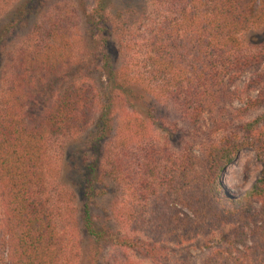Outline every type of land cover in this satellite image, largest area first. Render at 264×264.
I'll return each instance as SVG.
<instances>
[{"label": "trees", "instance_id": "trees-1", "mask_svg": "<svg viewBox=\"0 0 264 264\" xmlns=\"http://www.w3.org/2000/svg\"><path fill=\"white\" fill-rule=\"evenodd\" d=\"M116 1L77 0L74 8V0H58L49 8L50 0H27L0 34V70L4 58L8 63L0 72L3 264H72L76 197L62 200L51 191L48 163L60 140L76 141L92 124L76 170L83 235L77 240L88 251L82 264H133L126 252L157 262L165 240L182 244L228 224L236 226L232 235L204 264H264V0ZM37 3L46 23L35 24L12 56L9 37ZM75 16L88 58L98 57L99 84L64 96L45 81L69 59ZM148 97L172 106L174 127H186L183 153L169 155L148 137L147 128L159 126ZM236 101L243 106L233 107ZM115 104L142 116L134 139L124 135L117 152L110 148ZM252 112L257 116L246 119ZM246 148L262 162L261 175L244 194L227 196L221 177ZM128 151L143 156L132 162ZM134 163L136 210L124 218L127 231H116L100 202L107 182L121 183L123 169ZM108 249L122 258L103 263Z\"/></svg>", "mask_w": 264, "mask_h": 264}, {"label": "rangeland", "instance_id": "rangeland-1", "mask_svg": "<svg viewBox=\"0 0 264 264\" xmlns=\"http://www.w3.org/2000/svg\"><path fill=\"white\" fill-rule=\"evenodd\" d=\"M27 0H0V34L4 31V25L10 20L12 12ZM73 1V0H71ZM76 4L72 5L74 8H77V0H74ZM93 0H87V4L92 5ZM122 3V0H117L114 4ZM141 4V2H139ZM58 4V0H50L48 7H54ZM146 3L142 1V6ZM40 4H32L31 14L25 21L20 22L19 26L16 27L12 36L9 38L13 39L11 49L14 48L12 56L16 50L23 47L27 42V36L31 28L36 24L38 26L46 23L44 14L45 9L42 8V11L39 9ZM47 10V8H46ZM49 10V9H48ZM47 10V11H48ZM80 20L75 16L73 21L72 33H71V48L68 54V60L64 61L61 66H59V73L56 76L47 78L45 84L48 88H53L62 92L61 94L65 96L67 92L73 94L77 91V88L82 87L83 85H88L95 87L98 85L99 78V60L96 56L89 59L90 45L87 39L82 40V35L77 34V26H80ZM81 28V26H80ZM264 30V28H263ZM262 30L254 33L253 36H261ZM250 38V37H249ZM9 48V49H10ZM88 48V49H87ZM3 59V58H2ZM92 60V61H90ZM83 62L84 66L81 65ZM5 58L1 61L2 69L0 72H5L4 67L7 68ZM244 82L239 84V88H243ZM149 96V95H147ZM150 101V104H153L156 109V118L155 120L159 122V126H149L147 135L157 138L162 145L169 150V155H177L183 153V147L189 139L187 135V129L182 124L178 125V128L174 127V120L176 121V115L173 114V111L170 106H164L163 104L157 103L155 100L150 97L147 99ZM243 106L240 102H234L233 107L238 108ZM149 107V106H148ZM152 107V106H151ZM149 107V108H151ZM113 111L114 118V132L112 134V145L110 143V148L115 152L120 151L119 143L123 139V136L126 135L131 140L134 139L133 129L142 118V116L131 115L130 109L122 106L121 104H115ZM153 108V107H152ZM257 112H252L249 117L246 119L252 120L257 116ZM138 115V114H137ZM137 120V121H136ZM127 121H130V126L127 125ZM94 123V120L92 121ZM147 124H150V121H146ZM94 124L90 126L89 130L84 133L82 136H78L77 140H60L50 152V160L48 163L49 170V182L51 191L61 198L62 200L69 199L67 196L68 193H73L75 195V212L76 216L71 221L70 227V242H71V261L72 264H82L84 263V258L87 257L88 251H86L87 244L85 241H78L77 238L83 237L80 230L77 228L79 224L77 223V209L81 206L80 195L81 190L77 187V165H78V154H84V144L82 141L86 139V136L89 132H92ZM178 129V130H177ZM191 142V141H189ZM197 150V149H196ZM128 151L129 161L131 160V154L133 156L132 162H136V159H140L143 156V152L138 153L137 157L134 152ZM196 153L199 154L197 150ZM126 160V158H125ZM134 164H129L128 167L123 169L126 176L119 177L121 183L108 181L107 184L109 189L106 194H103L101 199L100 212L109 210L110 213L115 217L116 224L114 221V226L116 231H127L124 230L125 221L124 218L127 213L135 212L136 204L135 202V192L134 183L136 182V176L138 170L137 166ZM263 169L262 162L257 158L255 152L251 148H246L241 151L234 162L225 170L224 175L221 177V184L223 187V192L225 195L231 197L239 196L244 194L246 191L251 189L256 181L259 179ZM55 196V197H56ZM68 197V198H67ZM78 197V198H77ZM107 203V206H106ZM135 206V207H134ZM106 208V210H105ZM184 214L189 213L185 210ZM79 215V214H78ZM5 207L1 200L0 192V264L3 262L6 263L7 259V250L5 247L6 236L4 232V219H5ZM236 226L223 225L211 233L203 231L200 235H194L189 241H185L182 244L173 243L165 240L162 242L160 255L157 259V262H151L145 260L142 257L126 252V256L132 261L133 264H204L207 259H209L213 253H215L221 247L224 242V238L231 236L232 232ZM84 239V238H83ZM77 241L79 243L80 255L77 260ZM123 252H119L116 249H108L103 258V263L113 262V260L121 259Z\"/></svg>", "mask_w": 264, "mask_h": 264}]
</instances>
